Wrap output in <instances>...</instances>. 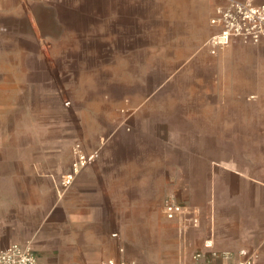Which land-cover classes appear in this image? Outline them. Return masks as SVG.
<instances>
[{"label":"rangeland","instance_id":"374dc122","mask_svg":"<svg viewBox=\"0 0 264 264\" xmlns=\"http://www.w3.org/2000/svg\"><path fill=\"white\" fill-rule=\"evenodd\" d=\"M219 1L0 0V189L71 164L117 180L144 249L168 199L264 238V42L213 53Z\"/></svg>","mask_w":264,"mask_h":264},{"label":"crops","instance_id":"0c3cea01","mask_svg":"<svg viewBox=\"0 0 264 264\" xmlns=\"http://www.w3.org/2000/svg\"><path fill=\"white\" fill-rule=\"evenodd\" d=\"M27 1L56 9L61 0ZM71 168L69 164L62 173L28 177L24 184L16 179L15 187L1 186L5 246L28 243L44 264H102L110 258H124L130 264H197L194 255L199 252L202 264H239L250 259L252 264H264L262 233L258 236L254 229L218 215L220 211L211 205H188L193 210L187 218L164 220L157 247L144 249L121 229L126 219L118 211L117 180L104 185L93 170L85 169L73 183L61 184ZM194 216L199 218L197 225Z\"/></svg>","mask_w":264,"mask_h":264},{"label":"built area","instance_id":"2783aa9c","mask_svg":"<svg viewBox=\"0 0 264 264\" xmlns=\"http://www.w3.org/2000/svg\"><path fill=\"white\" fill-rule=\"evenodd\" d=\"M212 24L218 28V32L210 39L213 53L217 50L229 47L236 41L248 44H260L264 42V4L258 0H224L218 5L216 14L212 18ZM77 160L80 165L87 163V155L77 152ZM78 164L75 172L78 171ZM191 207L183 205L175 199L165 202V214L167 219H185L191 213ZM194 225L199 223L198 217H193ZM207 246L211 247L209 240ZM124 252V249H121ZM202 253H196L194 259L201 263ZM0 264H44L30 244L11 243L4 245V235L0 224ZM102 264H130L124 258H110ZM239 264H252V260H246Z\"/></svg>","mask_w":264,"mask_h":264}]
</instances>
